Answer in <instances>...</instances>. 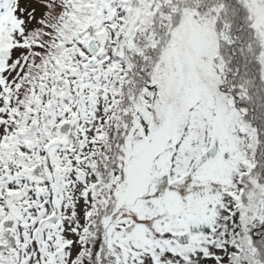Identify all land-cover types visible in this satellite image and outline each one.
Listing matches in <instances>:
<instances>
[{
    "label": "snow or ice",
    "instance_id": "1",
    "mask_svg": "<svg viewBox=\"0 0 264 264\" xmlns=\"http://www.w3.org/2000/svg\"><path fill=\"white\" fill-rule=\"evenodd\" d=\"M0 264H264V0H0Z\"/></svg>",
    "mask_w": 264,
    "mask_h": 264
}]
</instances>
